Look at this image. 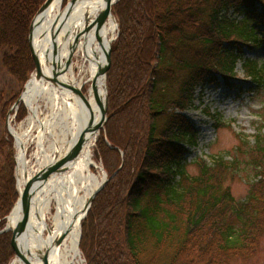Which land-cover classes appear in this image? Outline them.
I'll use <instances>...</instances> for the list:
<instances>
[{
    "label": "trees",
    "instance_id": "1",
    "mask_svg": "<svg viewBox=\"0 0 264 264\" xmlns=\"http://www.w3.org/2000/svg\"><path fill=\"white\" fill-rule=\"evenodd\" d=\"M43 1L0 0V64L21 84L34 69L27 36ZM111 11L118 32L94 153L108 177L80 221L86 264H231L252 256L264 235V113L252 135L238 137L251 177L236 199L225 180L239 168L238 153L186 170L185 146H195L197 133L183 112L197 107V87L218 78L229 86L237 63L250 88H264V66L241 53L264 45V0H116ZM16 97L2 103L3 117ZM25 113L20 102L15 117ZM14 167L4 130L0 228L17 199ZM11 239L0 232V264L14 255Z\"/></svg>",
    "mask_w": 264,
    "mask_h": 264
},
{
    "label": "bare ground",
    "instance_id": "2",
    "mask_svg": "<svg viewBox=\"0 0 264 264\" xmlns=\"http://www.w3.org/2000/svg\"><path fill=\"white\" fill-rule=\"evenodd\" d=\"M62 1L52 0L45 12L36 16L32 38L42 73L50 76L51 70L58 71L59 85L37 79L32 73L20 97L28 109L26 127L17 131L9 126L15 137L19 190L26 178L53 156L66 153L82 130L88 124L94 126L101 117L103 78H96V73L115 35V20L108 13L98 29L97 16L105 0H67L61 7ZM114 1L110 0V4ZM54 29L58 32L53 38ZM88 82V90L83 93V85ZM75 90H80L82 96ZM40 102L47 109L44 115L38 111ZM98 131L87 133L80 152L63 170L48 178L31 198L26 234L17 240L19 247L29 249L31 264H40L44 254L47 264H83L79 250L80 221L89 199L105 177L102 167L91 157V146ZM32 138L36 144L37 165L31 164L25 154L26 144ZM44 138L48 141V153ZM18 216L16 203L8 217L9 225H13ZM11 264L24 263L15 257Z\"/></svg>",
    "mask_w": 264,
    "mask_h": 264
},
{
    "label": "rangeland",
    "instance_id": "3",
    "mask_svg": "<svg viewBox=\"0 0 264 264\" xmlns=\"http://www.w3.org/2000/svg\"><path fill=\"white\" fill-rule=\"evenodd\" d=\"M67 0L62 1L61 7L65 5ZM234 15V14H233ZM115 18V16H114ZM116 20V18H115ZM117 23V20H116ZM118 32V23L115 35L112 42L114 41ZM111 42V43H112ZM242 57L249 60H254L261 63L264 66V45L257 47H243ZM79 59V58H76ZM236 78L231 82L229 86H226L220 78L217 79V83H211L204 85L202 87H197L194 91L193 103L197 107L184 111V116L193 124L197 133V143L195 146H185L187 151L184 154L185 157V168L189 173L196 172V165L194 161L198 159H203L209 161L210 157L213 155L223 154L227 157L230 154L238 153L237 163L239 168L236 173L231 174L225 180L228 184L230 192L236 199H242L247 190L248 182L251 177V172L244 165L245 158L242 156L241 140L238 139L239 135H252L255 131L257 122V116L264 113V88H250V82H248L242 74L240 63L236 64ZM31 71L25 80V82L30 78ZM106 78V75H105ZM24 83L17 82L12 75L6 72V70L0 64V110L2 108V103L5 102L11 95L17 93V97L21 93ZM106 84V80H105ZM89 82L83 85L82 92L85 93L88 90ZM107 88V85H106ZM16 97V98H17ZM15 98V99H16ZM14 102V101H13ZM12 102V103H13ZM22 104L23 102L20 101ZM19 102V103H20ZM11 103V105H12ZM10 110V115H7V108L4 117L0 112V137L3 135L4 130H6V121L15 130L20 131L26 127L25 118L28 114V109L26 106V113L23 118L18 119L15 117L17 114L18 106ZM204 109H208L209 113L212 114L211 117L205 115ZM38 111L41 114H45L47 109L40 102ZM218 117H217V116ZM107 117V111H106ZM107 119V118H106ZM218 120L219 126L214 129L213 120ZM106 121V120H105ZM105 126V122H104ZM100 128L98 135L91 146V157L92 159L102 167L101 160L99 157H95L96 142L99 138L100 132L104 129ZM7 131V130H6ZM32 133L35 134V129H32ZM250 138V137H249ZM44 147L48 153L47 145L48 141L46 138L43 139ZM14 150V162L16 156V148L13 143ZM36 144L33 140H29L26 144V157L31 164L35 163V153ZM35 165H37L35 163ZM42 166V165H41ZM40 166V167H41ZM103 171L108 177L107 171L102 167ZM98 170H96L97 173ZM15 167H14V177H15ZM100 171H98V174ZM92 201V200H91ZM91 204V202H90ZM88 206V209L90 207ZM87 209V211H88ZM86 211V213H87ZM84 217V216H83ZM83 219V218H82ZM81 219V220H82ZM81 233V228H80ZM80 250V249H79ZM81 257L83 259V264H86L85 257L83 256L81 250ZM15 255L9 261V264L13 262ZM231 264H264V235L260 240L259 246L255 253L248 258H237L232 261Z\"/></svg>",
    "mask_w": 264,
    "mask_h": 264
},
{
    "label": "water",
    "instance_id": "4",
    "mask_svg": "<svg viewBox=\"0 0 264 264\" xmlns=\"http://www.w3.org/2000/svg\"><path fill=\"white\" fill-rule=\"evenodd\" d=\"M51 1L52 0H44L43 3L37 9L36 13L34 14L32 20L30 22V25H29L27 40H28V44H29L30 54H31V57H32L33 63H34V72L33 73L35 75V78H37V79L42 78L51 85H56V84L59 85V81L57 80L58 71L53 69V70H51L50 76L44 75L41 71L38 58H37V56L33 50V47H32L34 20H35L37 15L43 14L45 12V10L48 8ZM105 1H106V3H105L104 8L100 11V13L97 16V25H98L97 27H98V29L103 25L104 17L108 13L112 14L110 0H105ZM112 16L114 18L113 14H112ZM114 20H115V18H114ZM115 24H116V29H117L116 20H115ZM57 32H58V29L52 30L51 37L54 38V36L56 35ZM112 40H113V38L109 42L107 49L104 51V62L102 64V66H100L98 68L97 73H96V78L98 76L99 77L101 76L103 78V88H104L103 103L100 105L101 117H100L99 122L96 123L92 127H91V125L89 126V124H88L84 128V130H82L80 137L69 147V149L66 151V153H64L62 156H57V157L53 156L52 160L43 164L37 170L36 173H34L32 176L26 178L24 184L21 187V190H19L17 188V181H15L16 189H17V199L14 202L13 206L16 203H18V205H19V216L13 225H9L8 217H9V215L13 209V206H12L9 213L5 216V222H4L3 227L0 228V232H4V231H10L11 232V234H12L11 243H12V246L14 249V255H15V257H18L24 264H31L30 259H29V256L31 255V253L27 247H21V246L19 247V245L17 244L18 243L17 240L20 236L22 237L26 234L31 198L33 197L35 191L38 188H40L44 183H46L48 178H50L53 174L63 170L65 168L66 163L68 161H70L71 159H73L80 152L81 147L83 145V142L85 140V136L87 133L93 132L96 129L99 130L100 128H103V126H104V122L107 118L106 117L107 88H106V84H105V75H106V69H107V66L109 63V54H110ZM27 81L25 82V85H26ZM25 85L22 88L19 96L12 103L10 109L8 110L7 115L10 114V110L12 108L17 107L18 103L21 100L20 97L24 91ZM93 86H95V85L93 84ZM75 92L78 95L82 96V92L80 90H75ZM23 104L25 106L24 102H23ZM9 126L10 125H9L8 121H6V130L13 137V142L15 144V137H14L13 133L10 131ZM15 171H16V166H15ZM15 175H16V173H15ZM106 179H107V176L105 173V177H104L101 185L96 189V191L93 192L91 198L89 199V201L85 207V210H84V215L88 209V206H89L93 196L101 188V186L105 183ZM40 259H41L40 264H47L46 263V254L42 255L40 257Z\"/></svg>",
    "mask_w": 264,
    "mask_h": 264
}]
</instances>
